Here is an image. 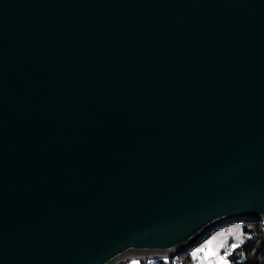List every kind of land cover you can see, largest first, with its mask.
I'll return each mask as SVG.
<instances>
[{
  "label": "water",
  "instance_id": "water-1",
  "mask_svg": "<svg viewBox=\"0 0 264 264\" xmlns=\"http://www.w3.org/2000/svg\"><path fill=\"white\" fill-rule=\"evenodd\" d=\"M264 223V0H0V264H125Z\"/></svg>",
  "mask_w": 264,
  "mask_h": 264
},
{
  "label": "rangeland",
  "instance_id": "rangeland-1",
  "mask_svg": "<svg viewBox=\"0 0 264 264\" xmlns=\"http://www.w3.org/2000/svg\"><path fill=\"white\" fill-rule=\"evenodd\" d=\"M243 223H231L210 234L199 245L193 248L192 255L195 264H232L229 259L230 253L244 243L249 235L244 232ZM140 260L128 263L139 264Z\"/></svg>",
  "mask_w": 264,
  "mask_h": 264
},
{
  "label": "trees",
  "instance_id": "trees-1",
  "mask_svg": "<svg viewBox=\"0 0 264 264\" xmlns=\"http://www.w3.org/2000/svg\"><path fill=\"white\" fill-rule=\"evenodd\" d=\"M239 223H243L244 232L249 235V238L230 253V261L232 264H264V223L248 221ZM150 262H152V260H140L139 264H149ZM153 262L154 264L196 263L192 251L178 255L169 260L156 259L153 260ZM125 264L132 263L127 262Z\"/></svg>",
  "mask_w": 264,
  "mask_h": 264
},
{
  "label": "built area",
  "instance_id": "built-area-1",
  "mask_svg": "<svg viewBox=\"0 0 264 264\" xmlns=\"http://www.w3.org/2000/svg\"><path fill=\"white\" fill-rule=\"evenodd\" d=\"M142 260H152V262H150L149 264H154L153 260H156V259H142ZM162 260H167V259H162Z\"/></svg>",
  "mask_w": 264,
  "mask_h": 264
},
{
  "label": "snow or ice",
  "instance_id": "snow-or-ice-1",
  "mask_svg": "<svg viewBox=\"0 0 264 264\" xmlns=\"http://www.w3.org/2000/svg\"><path fill=\"white\" fill-rule=\"evenodd\" d=\"M232 247L235 248V247H238V245H235V244H234V245H232Z\"/></svg>",
  "mask_w": 264,
  "mask_h": 264
}]
</instances>
